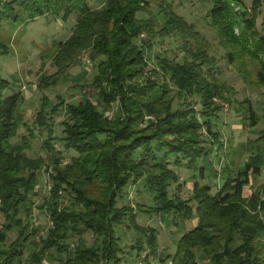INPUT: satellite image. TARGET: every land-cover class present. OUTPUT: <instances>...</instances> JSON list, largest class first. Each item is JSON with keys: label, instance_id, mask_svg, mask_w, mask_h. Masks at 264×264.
I'll return each instance as SVG.
<instances>
[{"label": "trees", "instance_id": "16d2710c", "mask_svg": "<svg viewBox=\"0 0 264 264\" xmlns=\"http://www.w3.org/2000/svg\"><path fill=\"white\" fill-rule=\"evenodd\" d=\"M92 1L0 0V24L34 21L47 14L64 22L73 21L69 36L56 44L52 60L56 71L39 80L41 90L56 86L85 49H91L90 62L97 67L92 81L97 90L96 102L88 95L79 102L61 99L48 110L51 100L43 95L31 125L21 111L25 98L22 91L7 94L10 81L2 72L1 58L9 50L0 40V212L4 217L0 264L22 261L29 243L34 248L26 264H45L52 250L65 256L59 264H121L123 252L115 228L124 222L144 235L145 240H137L140 250L145 242L155 249L157 231L140 226L130 204L118 205L131 182H142L153 196V206L137 204L140 212H175L185 219L194 214L199 217L197 225L178 238L170 264H199V250L211 264H264V244L259 238L264 232V184L255 187L250 195L244 194L251 177L263 174L264 151L256 148L264 134L247 142L243 150L250 155L242 167L235 170L225 165L226 176L217 190L200 181L209 172L208 165H199L210 149L203 129L213 142L219 143L221 136L214 129L212 117L218 116L221 107L213 97L223 96L226 89L212 68L210 40L177 11L174 0L157 2L160 21L138 15L150 9L151 0H103L98 7H93ZM202 1L213 3L208 16L220 43L239 48L228 51V57L235 60L247 52L251 59L258 60V76L263 83L264 61L260 54L264 52V34L257 36V19L264 0H253L242 13L231 7V0ZM233 2L241 4L242 0ZM241 21L247 29L238 35L235 26ZM144 33L148 39L138 43ZM246 33L257 36L254 46ZM171 34L183 41V61L157 54V67L148 73L146 52L153 49L152 40ZM160 76L166 81L162 82ZM176 95L183 101L174 107ZM244 102L243 123L257 125L255 110L249 100ZM114 105L118 113L108 119L104 111ZM62 108L67 116L61 134L55 135L53 115ZM21 127L28 133L19 135ZM35 129L40 134L47 133L43 145L51 153L48 166H53L50 193L40 205L52 226L40 237L41 242L36 241L39 228L32 222L35 203L30 194L40 185L39 171L45 158L27 153L36 136ZM15 137L18 139L13 142ZM56 138L63 150L75 152L66 164L63 159L67 156L54 144ZM174 167L199 169L193 173L196 177L188 199L172 189L173 183L181 188L180 175ZM63 192L70 197V203L61 202ZM87 231L95 238L90 245L83 236ZM12 233L16 235L14 240L10 238ZM72 238L77 240L73 246Z\"/></svg>", "mask_w": 264, "mask_h": 264}, {"label": "rangeland", "instance_id": "374dc122", "mask_svg": "<svg viewBox=\"0 0 264 264\" xmlns=\"http://www.w3.org/2000/svg\"><path fill=\"white\" fill-rule=\"evenodd\" d=\"M102 1L94 0L92 1V6L98 7L102 4ZM158 1L151 0L150 9L144 13L140 12L138 15L143 17L152 16L160 21L161 16L158 13ZM174 2L177 11L186 17L189 22L195 23L200 31L210 40V50L213 56L212 68L215 71L216 77L226 87L223 96H214L219 101H216L213 97L215 104L221 107L217 112L218 116H213L212 121L214 129L221 136L219 143L222 144L219 145L217 141L213 142L211 137L206 134V129L204 128V136L208 140L206 144L210 149L206 158L200 160L199 163L200 166L206 164L209 167V172L207 171L205 177L200 179L201 183L208 182L213 186L214 190H217L223 184L226 176L224 173L225 165L231 166L235 170L242 167L250 155V152L243 150V148L248 141H256L264 134V82L262 83L258 76L261 64L258 60L251 59V56L247 52L237 55L235 60H231L228 57V51H235L239 48L225 47L220 43V38L216 30L212 28L211 18L208 16V11L213 5L212 2L202 0H174ZM252 2L253 0H242L241 4H237L231 0V7L236 12L242 13L244 10L250 8ZM261 11L262 13L257 19V36L264 34V7ZM72 28L73 21L64 22L62 18H57L51 14L40 16L34 21L17 23L15 25L8 21H3L0 24V40L7 44L9 50V53L1 58L2 72L10 81V88L7 94H13L19 90L22 91L25 98L21 105V111L24 114V119L31 125H33L37 111L41 108L43 95H47L51 100L48 110L61 99L67 102H79L88 95L92 96L96 102L97 90L92 85V81L97 72V67L96 64L90 62L91 49H85L80 52L76 61L70 66L56 86L46 90H41L38 87L39 80L43 75L52 74L56 71V67L52 62L56 44L60 40L67 38ZM243 29L246 31L247 28H245V23L241 21L240 24L235 26V33L240 35ZM247 34L250 36L249 43L251 46H254L253 41L257 39V36L255 37L251 33H246V36ZM144 38L148 39L145 33L137 39V42L141 43ZM152 42L153 49L146 52L149 61L147 67L148 73H151L152 69L157 67L154 58L157 54H165L169 58L183 61L184 53L181 48L183 41L177 35L157 36ZM83 52L88 53V61H84L81 58L84 54ZM260 58L264 61V52L260 54ZM173 88L175 89L174 86ZM244 100H249L258 116V123L255 126L248 125V122L243 123L242 114L244 109H242V105L247 104V102L243 103ZM182 101L183 98L176 95L174 107H177ZM222 102L227 104V106L223 105ZM116 108L117 105H114L113 108L105 110V116L108 119H112L114 114L118 113ZM196 108L200 109L201 105L197 104ZM102 109L100 106V110ZM198 115L200 118H203L200 113ZM66 116L67 112L65 108L60 109L58 113L53 115L55 135L61 134ZM39 132L38 129H35L36 136L32 139L31 147L27 150L28 155L31 157L45 158V164L39 171L40 185L36 192L30 194V199L35 203L32 222L39 228L37 242H41L40 237L52 226L48 213L40 205L49 196L52 185L50 174L53 172V166H48V162L51 160L49 159L51 153L43 145V140L46 138L47 133L41 132L40 134ZM26 133H28V130L25 127H21L19 135ZM17 139L15 137L13 142ZM257 142L258 147L256 149H263L262 151H264V139H259ZM54 144L57 149H62V143L58 138L55 139ZM62 153L67 156L65 158L67 161H69L71 155L75 154L72 150L66 151L63 149ZM174 168L180 175L181 188H176L177 183H173L172 189L176 190L181 198L188 199L192 194L196 177L193 173H198L199 169ZM260 184H264V168L261 176L251 177L250 183L245 187L244 194L250 195L252 190ZM63 193L61 202L63 204L70 203V197L65 192ZM139 203L153 206V196L143 186L142 182H131L126 188L125 196L119 199L118 205L130 204L137 212L136 217L139 225L150 227L157 231L156 248L151 249L145 242L146 246L144 245V249L140 250L137 240H145L144 235L139 233L136 228L129 226L128 222L117 225L115 230L117 236L120 237L119 244L123 252L121 264H170L172 256L176 252L178 238L184 232L197 225L198 215L194 214L191 219H185L181 213L175 212L170 214H149L136 209ZM192 204L194 207L196 206L195 201ZM3 220L4 217L0 212V227ZM194 222H196V225ZM216 232L218 233V231ZM260 235V241L264 244V232H261ZM83 236L89 245L95 241L91 231H87ZM10 238L14 240L16 238L15 233H12ZM74 238L76 239L77 236H74ZM75 239H71L72 246L77 241ZM33 248L34 244H27L24 248V257L17 264H26ZM198 254L199 264H211L210 258L203 255L200 250ZM62 258H65V256L58 255L55 250H52L49 251L44 263L59 264Z\"/></svg>", "mask_w": 264, "mask_h": 264}, {"label": "built area", "instance_id": "2783aa9c", "mask_svg": "<svg viewBox=\"0 0 264 264\" xmlns=\"http://www.w3.org/2000/svg\"><path fill=\"white\" fill-rule=\"evenodd\" d=\"M83 53H84V54H83ZM83 53H82V54H83L84 56L81 54V55H82L81 58H83L84 61H88V60H87V59H89V55H88V53H86V52H83ZM161 80H162V82H165V81H166V79H165L163 76L161 77ZM214 98H215L216 101H219V99H218L217 97H214ZM220 101H221V100H220ZM222 104L227 106V104H225V103H223V102H222ZM67 162H68V161H67L66 159H63V163H64V164H66Z\"/></svg>", "mask_w": 264, "mask_h": 264}, {"label": "crops", "instance_id": "0c3cea01", "mask_svg": "<svg viewBox=\"0 0 264 264\" xmlns=\"http://www.w3.org/2000/svg\"><path fill=\"white\" fill-rule=\"evenodd\" d=\"M210 170H212V169H210ZM214 170H216V169H214ZM194 220V219H193ZM196 222H194V224H195ZM196 225V224H195Z\"/></svg>", "mask_w": 264, "mask_h": 264}]
</instances>
